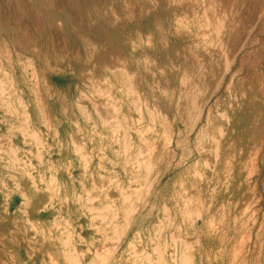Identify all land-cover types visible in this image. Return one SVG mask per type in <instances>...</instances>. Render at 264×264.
I'll use <instances>...</instances> for the list:
<instances>
[{"label": "rangeland", "instance_id": "obj_1", "mask_svg": "<svg viewBox=\"0 0 264 264\" xmlns=\"http://www.w3.org/2000/svg\"><path fill=\"white\" fill-rule=\"evenodd\" d=\"M147 245L264 264V0H0V264Z\"/></svg>", "mask_w": 264, "mask_h": 264}, {"label": "bare ground", "instance_id": "obj_2", "mask_svg": "<svg viewBox=\"0 0 264 264\" xmlns=\"http://www.w3.org/2000/svg\"><path fill=\"white\" fill-rule=\"evenodd\" d=\"M217 22H218V21H217ZM213 24H214V23H213ZM120 55H121V54H120ZM1 77H2V76H1ZM125 78H126V77H125ZM127 81H128V80H127ZM6 86H8V85H6ZM131 87H132V86H131ZM131 87L129 88V90L131 89ZM121 88H122V87H121ZM122 89H123V88H122ZM6 90H7V89H6ZM127 90H128V89H127ZM127 90H126V91H127ZM131 90H132V89H131ZM2 93H3V91H2ZM2 93H1V94H2ZM123 93H124V92H123ZM129 93H130V92H129ZM106 94H107V93H106ZM189 100H190V99H189ZM131 101H132V99H131ZM184 103H185V102H184ZM7 104H8V103H7ZM125 105H126V104H125ZM127 105H128V104H127ZM120 106H121V105H120ZM120 106H119V107H120ZM190 106H191V105H190ZM128 109H129V108H128ZM199 110H200V109H199ZM122 111H123V110H122ZM119 113H120V111H119ZM121 114H122V113H121ZM122 115H123V114H122ZM185 115H186V114H185ZM116 116H117V115H116ZM118 116H119V115H118ZM139 116H140V115H139ZM121 117H122V116H121ZM125 117H126V116H125ZM122 118H123V117H122ZM185 118H186V117H185ZM116 119H117V118H116ZM125 119H126V118H125ZM183 119H184V118H183ZM138 120H139V119H138ZM138 120H137V121H138ZM183 121H185V119H184ZM118 122H119V120H118ZM118 122H117V124H118ZM123 122H124V121H123ZM158 123H159V122H158ZM117 124H116V125H117ZM193 124H194V122H193ZM107 125H108V124H107ZM118 125H119V124H118ZM118 125H117V126H118ZM122 125H123V124H122ZM122 125H121V126H122ZM117 126H116V127H117ZM135 126H136V125H135ZM23 127H24V126H23ZM106 128H107V127H106ZM140 128H142V130H143V127L140 126ZM25 129H27V128H25ZM118 129H119V128H118ZM134 129H136V128H134ZM145 129H146V128H145ZM148 129H149V128H148ZM121 130H122V129H121ZM137 130H138V129H136V131H137ZM122 131H123V130H122ZM143 131H144V130H143ZM111 132H112V131H111ZM124 132H125V131H124ZM134 132H135V131H134ZM138 132H139V131H138ZM139 133H141V132H139ZM122 134H123V133H122ZM124 134H125V133H124ZM115 135H116V134H115ZM217 135H218V134H217ZM120 136H122V138H121V137H120V138L124 140L123 137H124L125 135H124V136H123V135H120ZM137 136H138V135H137ZM161 137H162V136H161ZM118 139H119V138H118ZM125 139H126V138H125ZM211 139H212V138H211ZM119 140H120V139H119ZM121 141H122V140H121ZM124 141H125V140H124ZM129 141H130V140H129ZM139 141H141V140H140V137H139ZM131 142H132V141H131ZM122 143H123V142H122ZM125 143H126V141H125ZM133 143H134V142H133ZM137 143H138V142H137ZM159 143H161V142H159ZM123 144H124V143H123ZM127 144H128V146L130 145L128 142H127ZM134 145H135V143H134ZM138 145H139V143H138ZM145 145H146V144H145ZM140 146H141V144H140ZM155 146H156V145H155ZM125 147L128 149L127 146H123V151L125 150V151L127 152V150H126ZM134 147H135V146H134ZM146 147H147V146H146ZM146 147H144V148H146ZM124 148H125V149H124ZM141 148H142V147H141ZM150 148L154 149L153 147H150ZM142 149H143V148H142ZM148 149H149V148H148ZM143 150H144V149H143ZM134 151H135V150H134ZM134 151H133V152H134ZM140 151H141V150H140ZM126 152H125V154H126ZM135 152H136V151H135ZM12 153H13V152H12ZM117 153H118V152H117ZM123 153H124V152H123ZM144 153H145V152H144ZM14 154H15V153H14ZM132 154H133V153H132ZM138 154H139V153H137L136 155H138ZM142 154H143V153H142ZM128 155H129V154H128ZM139 155H140V154H139ZM132 156H133V155H132ZM123 157H124V156H123ZM128 157H129V156H128ZM137 157H138V156H137ZM12 158H14V157H12ZM129 158H131V157H129ZM129 158H128V159L126 158V160H129ZM135 158H136V157H135ZM14 159H17V158H14ZM124 159H125V158H124ZM11 160H12V159H11ZM126 160H124V161H126ZM135 160H136V159H135ZM142 160H143V159H142ZM13 161H14V160H13ZM16 161H17V160H16ZM131 161L133 162V160H129V163H130V164H131ZM118 162H119V161H118ZM125 163H126V162H125ZM21 164H22V163H21ZM137 164H138V165L140 164L139 161L136 163V166L138 167ZM86 165H88V164H86ZM123 166H124V165H123ZM131 166H133V165H131ZM139 167H141V166H139ZM147 167H148V166H147ZM212 167H213V166H212ZM148 168H149V167H148ZM123 169H124V167H123ZM136 169H138V168H136ZM139 169H141V168H139ZM143 169H145V168L143 167ZM137 171H138V170H137ZM148 171H150V170H148ZM138 172H139V171H138ZM138 172H137V173H138ZM140 172H141V171H140ZM133 173H134V172H133ZM138 174H139V173H138ZM97 176H100V175H97ZM128 176H129V175H128ZM131 176H132V175H131ZM138 176H139V175H138ZM100 178H101V176H100ZM126 178H127V177H126ZM135 178H136V177H135ZM138 178H140V177H138ZM132 179H133V178H132ZM132 179H131V180H132ZM145 179H146V178H145ZM145 179H144V181H145ZM146 180H147V179H146ZM105 181H106V180H105ZM128 182H130V181H128ZM128 182H127V183H128ZM139 182H140V181H139ZM142 182H143V181H142ZM119 183H120V182H119ZM130 183H131V182H130ZM115 184H116V183H115ZM127 185H129V184H127ZM145 185H146V184H145ZM117 186H118V184H117ZM142 186H143V185H141L140 187L142 188ZM73 187H74V186H73ZM115 187H116V186H115ZM120 187H121V186H120ZM127 187H129V186H127ZM145 189H146V186H145ZM120 190H121V189H119L118 192H119ZM84 191H86V190L84 189ZM121 191L123 192V189H122ZM133 191H134V189H133ZM135 191H136V190H135ZM88 192H89V191H88ZM118 192H117V193H118ZM122 192H120V193H122ZM73 193H74V192H73ZM75 193H76V192H75ZM86 193H87V192H86ZM123 193H124V192H123ZM123 193H122V194H123ZM128 193H130V192H128ZM134 193H135V192H134ZM136 193H138V192H136ZM84 194H85V193H84ZM90 194H91V192H90ZM102 194H103V193H102ZM122 194H120V195H122ZM77 195H78V194H77ZM87 195H88V194H87ZM91 195H92V194H91ZM103 195H104V194H103ZM82 196H83V195H82ZM82 196H81V197H82ZM88 196H90V195H88ZM105 196H106V195H105ZM123 196H124V194H123ZM134 196H137V194H136V195L134 194ZM139 196H140V195H139ZM139 196H137L136 199L139 198ZM22 197H25V196H22ZM77 197H78V196H77ZM106 197H107V196H106ZM106 197H105V198H106ZM128 197L130 198V196H129L128 194H127V199H126L125 197H123V199H124V198L126 199L125 202L128 200ZM25 198H27V197H25ZM84 198H85V197H84ZM89 198H90V197H89ZM91 198H92V197H91ZM94 198H95V197H94ZM94 198H92V199H94ZM96 198H97V197H96ZM133 198H134V197H133ZM133 198H132V201L126 205L127 208H126V209L124 208V211H123V218H122V222H123V223H127L126 221L131 217V215H132L133 212L135 211L134 206H133V205H134L133 203H135V202H133ZM74 199H76V198H74ZM77 199H79V198H77ZM86 199H87V198H86ZM110 199H111V198H110ZM108 200H109V199H108ZM130 200H131V199H130ZM130 200H129V201H130ZM74 201H75V200H74ZM87 201H88V200H87ZM91 201H93V200H91ZM91 201H90V203H91ZM98 201H99V200H98ZM110 201H111V200H110ZM122 201H123V200H122ZM122 201H121V202H122ZM129 201H128V202H129ZM137 201H138V199H137ZM140 201H141V200H140ZM112 202H113V199H112ZM112 202H111V204L114 203V202H113V203H112ZM115 202H116V201H115ZM123 202H124V201H123ZM132 202H133V203H132ZM91 204H92V203H91ZM114 204H115V203H114ZM136 204H137V203H136ZM100 205H102V204H100ZM121 205H123V204H121ZM162 205H163V204H162ZM95 206H96V204H95ZM105 206H106V205H105ZM108 206H109V205H108ZM108 206H107V208H108ZM123 206H125V205H123ZM99 207H100V206H99ZM109 207H110V206H109ZM116 207H117V206H116ZM90 208L92 209L91 206L89 207V210H90ZM96 208H97V207H96ZM101 208H103V207H101ZM104 208H105V207H104ZM111 209H112V207H111ZM87 210H88V209H87ZM98 210H101V209H98ZM102 210H103V209H102ZM102 210H101V211H102ZM105 210H106V209H105ZM113 210H114V209H113ZM116 210H117V209H116ZM90 211H91V210H90ZM93 211H94V210H93ZM96 211H97V209H96ZM121 211H122V210H121ZM88 212H89V211H88ZM109 212H110V211H109ZM90 213H91V212H90ZM96 213H97V212H96ZM100 213H101V212H100ZM136 213H138V212H136ZM72 214H73V213H72ZM93 214H94V213H93ZM110 214H111V213H110ZM115 214H116V213H115ZM115 214H113L112 220L115 219V218H114V215H115ZM48 215H49V214H48ZM91 215H92V214H91ZM187 215H188V214H187ZM194 215H195V213H194ZM94 216H97V217H98L97 214L94 215ZM106 216H107V215H106ZM116 216H117V215H116ZM116 216H115V217H116ZM161 216H163V210H162ZM110 217H111V216H110ZM133 217H134V216H133ZM196 217H197V216H196ZM98 218H101V217H98ZM117 218H118V217H117ZM131 218H132V217H131ZM156 218H160V215H156ZM103 219H104V216H103ZM103 219H102V220H103ZM105 219H106V218H105ZM108 219H109V218H108ZM118 220H119V219H118ZM130 220H131V219H130ZM105 221H106V220H105ZM119 221H120V220H119ZM119 221H118V222H119ZM159 221H160V220H159ZM109 222L111 223V220H110ZM109 222H108V223H109ZM122 222H121V224H122ZM133 222H134V221H133ZM101 223H102V222H101ZM105 223H106V222H105ZM115 223H116V222H115ZM128 223H129V222H128ZM128 223H127V224H128ZM160 223H162V222L160 221ZM94 224H95V223H94ZM113 224H114V223H113ZM103 225H104V224H103ZM105 225H106V224H105ZM153 225H154V224H153ZM156 225H157V224H156ZM116 226H117V225H116ZM126 226H128V225H126ZM55 227H56V226H55ZM69 227H70V225H69ZM110 227H111V226H110ZM122 227H123V226L120 225L119 228H118V230H117V229H116V231H115V230H114V231L112 230L113 233H115L116 235H119V234L121 235ZM128 227H129V226H128ZM96 228H97V227H96ZM107 228H108V227H107ZM113 228H114V227H113ZM156 228H159V227H156ZM160 228H161V227H160ZM160 228H159V230H160ZM71 229H72V228H71ZM103 229H104V228H103ZM114 229H115V228H114ZM74 230H75V229H74ZM74 230H73V231H74ZM96 230H98V229H96ZM101 230H102V229H101ZM104 230H105V229H104ZM125 230H127V229H125ZM99 231H100V230H99ZM155 231H156V230L154 229V232H155ZM157 232H158V231H157ZM159 232H161V231H159ZM103 233H104V232H103ZM56 234H57V233H56ZM68 234H69V233H68ZM100 234H101V233H100ZM108 234H109V233H108ZM60 235H61V234H60ZM110 235H112V234H110ZM116 235H115V236H116ZM65 236H66V235H65ZM71 236H72V235H71ZM104 236H105V235H104ZM122 236H123V235H122ZM170 237H171V236H170ZM117 238H118V237H117ZM101 239H102V238H101ZM106 239H107V238L105 237V240H106ZM105 240H104V241H105ZM115 240H116V239H115ZM119 240H120V239H119ZM170 240H171V239H170ZM121 241H122V240H121ZM174 241H175V240H174ZM183 241H184V240H183ZM187 241H188V240H187ZM52 243H53V242H52ZM66 243H67V242H66ZM53 244H54V243H53ZM53 244H52V245H53ZM63 244H64V243H63ZM69 244H70V241H69ZM139 244H140V243H139ZM66 245H67V244H66ZM66 245H65V246H66ZM97 245H98V244H97ZM105 245H108V244H107V243H106V244H103L104 247H105ZM113 245H114V243H113ZM53 246H54V245H53ZM118 246H119V245H118ZM130 246H132V245L130 244ZM135 246H136V245H135ZM147 247H148V245H147V246H143V247H142L143 249H141L142 252H143V255H144V256L142 255V256H143V263H140V264H163V251H162L163 246L161 247V246H159V245H155L154 247H152L151 249H149L150 253H156V255L158 254V255H157L158 258H155V259H154V258H152V259L150 258V255H151V254H149V253L146 252V248H147ZM191 247H192V246H191L188 242H186V240H185L184 243H180L179 246H176V247H175V249L178 248V250H181V252H182V250H183V251H190V248H191ZM138 248L140 249L141 246L139 245V247H137V249H138ZM95 249H96V251L100 250L99 248L97 249V247H96ZM95 249H94V250H95ZM114 249H115V248H114ZM132 250H133V248H132ZM132 250H131V251H132ZM71 251H72V250H71ZM87 251H88V250H87ZM136 251H137V250H136ZM133 252H134V251H133ZM139 252H140V251H139ZM129 253H131V252H129ZM160 253H161V254H160ZM91 254H92V253H91ZM133 254H136V253H133ZM133 254H132V255H133ZM137 254H138V253H137ZM141 254H142V253H141ZM148 254H149V256H148ZM181 254H182V253H181ZM132 255H131V256H132ZM91 256H92V255H91ZM134 256H135V255H134ZM49 257H50V256H49ZM71 257H73V256H71ZM136 257H137V256H136ZM152 257H153V255H152ZM185 257H187V256H185ZM50 258H51V257H50ZM138 258H139V257H138ZM183 258H184L183 255H182V256H179V261H178V262H180L181 264H193V262L191 261V259H189V260H187V259L184 260ZM189 258H190V257H189ZM51 259H52V258H51ZM82 259H83V261H84L85 256H84ZM71 260H72V259H71ZM71 260L66 259L67 264H72V263H73L72 261L75 262V260H72V261H71ZM80 260H81V259H79V261H80ZM94 260H97V259H94ZM43 261H44V260H43ZM51 261H52V260H51ZM134 261H136V260H135V257H134ZM134 261H132V262H128V259H127V261L124 262L123 264H137V263L134 262ZM44 262H45V261H44ZM81 262H82V261H81ZM88 262H89V261H88ZM99 262L101 263L100 260H99ZM77 263H78V262H77ZM79 263H80V262H79ZM83 263H85V262H83ZM86 263H87V262H86ZM95 263H96V262H95ZM100 263H99V264H100ZM56 264H57V263H56ZM88 264H94V261L92 260V261H90ZM116 264H117V263H116Z\"/></svg>", "mask_w": 264, "mask_h": 264}]
</instances>
